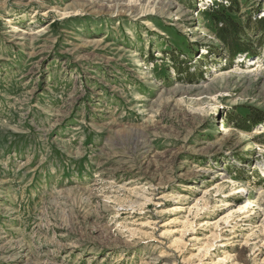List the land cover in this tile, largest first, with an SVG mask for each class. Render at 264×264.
Instances as JSON below:
<instances>
[{
	"label": "rangeland",
	"instance_id": "374dc122",
	"mask_svg": "<svg viewBox=\"0 0 264 264\" xmlns=\"http://www.w3.org/2000/svg\"><path fill=\"white\" fill-rule=\"evenodd\" d=\"M228 1L0 0V264H264V0L232 62Z\"/></svg>",
	"mask_w": 264,
	"mask_h": 264
},
{
	"label": "trees",
	"instance_id": "16d2710c",
	"mask_svg": "<svg viewBox=\"0 0 264 264\" xmlns=\"http://www.w3.org/2000/svg\"><path fill=\"white\" fill-rule=\"evenodd\" d=\"M228 3V6L216 5V8L212 7L214 9L211 8L208 11V30L212 33V41L215 42V44L207 46V54L213 55L217 53L216 50H212L213 47L218 48L219 45L223 44L225 50L229 54V62H232L236 56L245 54L247 57L250 53L244 45H240V41L245 39L243 35H241V31L245 28H242L241 24L243 22H240L237 15V3L230 0ZM232 4H236L234 5L235 7H233ZM254 22L258 31L262 33L260 41H264V19H255ZM246 41L248 40L246 39ZM190 55L192 54L190 53ZM163 73L165 72L163 71ZM262 119H264V117L260 118L258 115L246 112L245 114H237L235 121L240 125L241 129H246L244 128L245 126L248 125V127H251L252 125H257L264 121Z\"/></svg>",
	"mask_w": 264,
	"mask_h": 264
},
{
	"label": "bare ground",
	"instance_id": "6f19581e",
	"mask_svg": "<svg viewBox=\"0 0 264 264\" xmlns=\"http://www.w3.org/2000/svg\"><path fill=\"white\" fill-rule=\"evenodd\" d=\"M258 133V132H257ZM252 135V134H251ZM257 135H260V133H258ZM250 136V135H249ZM247 203H243V204H240L239 205V211H244V210H246L247 209Z\"/></svg>",
	"mask_w": 264,
	"mask_h": 264
}]
</instances>
